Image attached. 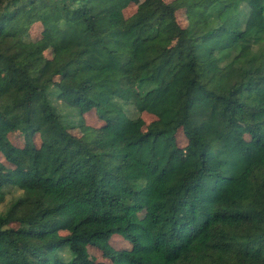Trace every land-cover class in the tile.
<instances>
[{"label":"trees","instance_id":"1","mask_svg":"<svg viewBox=\"0 0 264 264\" xmlns=\"http://www.w3.org/2000/svg\"><path fill=\"white\" fill-rule=\"evenodd\" d=\"M131 3L0 0V264H264V0Z\"/></svg>","mask_w":264,"mask_h":264},{"label":"rangeland","instance_id":"2","mask_svg":"<svg viewBox=\"0 0 264 264\" xmlns=\"http://www.w3.org/2000/svg\"><path fill=\"white\" fill-rule=\"evenodd\" d=\"M131 1H132L131 5L129 7H127L124 11L127 17H130L131 15H133L136 12L138 5L143 0H131ZM178 20L182 26L186 27L188 25V19L186 17V14L184 13V10H181L178 13ZM41 30H42V28L40 30H35L34 36L40 37ZM57 49H58V45L53 43L45 51L44 55L47 58H52V57H54L55 53L57 52ZM143 119L146 121L147 124H150L151 122L156 120V117L153 115L145 113V114H143ZM85 122L87 123V125H90V126H93L96 128L103 125V121L100 120L96 110H93V111L85 114ZM246 137L249 138L248 135ZM177 139H178V143H179L180 147H185L187 145L188 141H187V139H186V137L182 131H180L178 133ZM35 141L38 144H40V139L38 136H36ZM23 144H24V139L20 135H18V134L10 135V140H9L8 146H10V145L23 146ZM2 161L6 164L7 167L12 168L11 165L9 163H7L4 159H2ZM15 194H17V193L16 192L10 193L7 197V202L10 201L11 198ZM4 207L5 206H1L0 211L2 209H4ZM148 209H152V208L148 207V208L144 209L142 214H141V218L144 220L149 219L150 212L147 211ZM14 226L16 227L17 225H14ZM112 245L116 249H121V250L131 249L130 243L127 240H125L123 237L118 236V235L114 236L113 241H112ZM84 254H85V257L87 258V260L93 261L95 264H111L108 260H106L103 257V255L100 251H98L94 248H91L89 246L84 247Z\"/></svg>","mask_w":264,"mask_h":264}]
</instances>
